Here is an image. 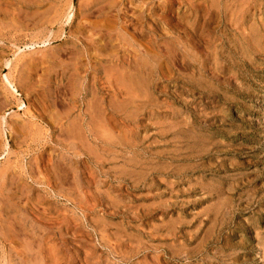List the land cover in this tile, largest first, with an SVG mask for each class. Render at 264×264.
Instances as JSON below:
<instances>
[{"label": "rangeland", "instance_id": "374dc122", "mask_svg": "<svg viewBox=\"0 0 264 264\" xmlns=\"http://www.w3.org/2000/svg\"><path fill=\"white\" fill-rule=\"evenodd\" d=\"M0 264H264V0H0Z\"/></svg>", "mask_w": 264, "mask_h": 264}, {"label": "bare ground", "instance_id": "6f19581e", "mask_svg": "<svg viewBox=\"0 0 264 264\" xmlns=\"http://www.w3.org/2000/svg\"><path fill=\"white\" fill-rule=\"evenodd\" d=\"M19 52V51H18ZM224 215V214H223Z\"/></svg>", "mask_w": 264, "mask_h": 264}]
</instances>
